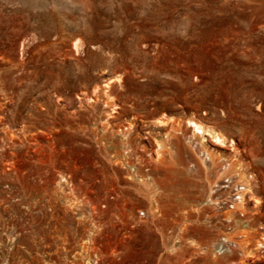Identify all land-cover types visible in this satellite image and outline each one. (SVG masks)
Returning a JSON list of instances; mask_svg holds the SVG:
<instances>
[{"label": "rangeland", "instance_id": "1", "mask_svg": "<svg viewBox=\"0 0 264 264\" xmlns=\"http://www.w3.org/2000/svg\"><path fill=\"white\" fill-rule=\"evenodd\" d=\"M0 264H264V0H0Z\"/></svg>", "mask_w": 264, "mask_h": 264}, {"label": "bare ground", "instance_id": "2", "mask_svg": "<svg viewBox=\"0 0 264 264\" xmlns=\"http://www.w3.org/2000/svg\"><path fill=\"white\" fill-rule=\"evenodd\" d=\"M159 122L162 123V121H159ZM189 127L192 129L194 133L202 135L201 137L202 139L204 136H208L209 139L212 141L211 142L212 144H215L216 146H219V147H225L226 140H227L226 137L221 135L219 132L215 131L213 128L204 126L195 120L189 121ZM166 132H167V135L170 136V132L169 131H166ZM208 141L209 140H206V142ZM204 153L208 155L206 152ZM248 187H249L248 190L250 191V189L252 188V184L248 183ZM240 197L241 195H237L236 199L240 200Z\"/></svg>", "mask_w": 264, "mask_h": 264}]
</instances>
